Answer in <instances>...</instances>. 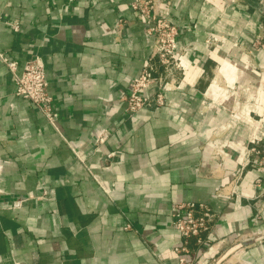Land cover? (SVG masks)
<instances>
[{
  "label": "crops",
  "instance_id": "obj_1",
  "mask_svg": "<svg viewBox=\"0 0 264 264\" xmlns=\"http://www.w3.org/2000/svg\"><path fill=\"white\" fill-rule=\"evenodd\" d=\"M133 1L0 0V52L43 59L59 112L56 128L0 58V264H179L181 245L264 264V0H159L187 70L154 57L166 102L129 116L153 49ZM188 202L214 213L204 244L173 224Z\"/></svg>",
  "mask_w": 264,
  "mask_h": 264
},
{
  "label": "built area",
  "instance_id": "obj_2",
  "mask_svg": "<svg viewBox=\"0 0 264 264\" xmlns=\"http://www.w3.org/2000/svg\"><path fill=\"white\" fill-rule=\"evenodd\" d=\"M131 6L143 14L146 33L153 39L152 54L140 74L130 81L129 91L125 96L126 114L134 116L145 107L162 106L166 102L165 75L156 76L152 73L154 67L152 59L158 57L167 74L173 73L175 69L185 72L187 70L185 62L187 49L179 45L180 30L170 21L163 2L134 0ZM17 27L18 25L15 26ZM0 58L10 69L16 85V94L31 100L48 121L57 128L59 112L55 109L53 97L49 92V80L43 59L38 55L28 57L19 68L17 60L7 57L2 52H0ZM107 135L105 131L100 133L97 141L104 142ZM257 152L261 156L260 165L264 170V139L260 141ZM22 201L23 199H20L14 205H21ZM213 216L212 209L205 203H178L174 210L173 224L183 237H195L201 245L205 242L203 234L209 230ZM175 250L179 254V264H192V261L184 254L185 246H176Z\"/></svg>",
  "mask_w": 264,
  "mask_h": 264
}]
</instances>
